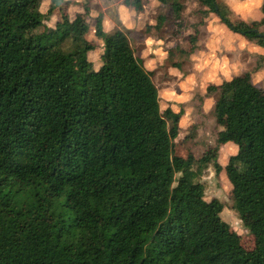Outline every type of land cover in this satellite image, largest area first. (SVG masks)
Wrapping results in <instances>:
<instances>
[{"label": "trees", "instance_id": "obj_1", "mask_svg": "<svg viewBox=\"0 0 264 264\" xmlns=\"http://www.w3.org/2000/svg\"><path fill=\"white\" fill-rule=\"evenodd\" d=\"M157 1L166 12L154 27L172 16L180 32L185 3ZM197 1L203 18L216 13L264 47V32L256 30L264 16L232 22L222 0ZM42 2L0 0V264H264V226L246 249L222 217L224 203L206 198L201 176L210 165L223 169L218 146L200 157L190 150L176 167L183 111L162 110L152 72L125 30L108 34L98 15L102 64L89 62L72 93L70 52L94 47L87 22L53 46L46 30L15 46L19 31L42 25ZM197 35L190 36L192 51ZM209 91L218 93L216 119L232 123L248 143L225 166L233 207H248L264 222V88L245 71Z\"/></svg>", "mask_w": 264, "mask_h": 264}, {"label": "rangeland", "instance_id": "obj_2", "mask_svg": "<svg viewBox=\"0 0 264 264\" xmlns=\"http://www.w3.org/2000/svg\"><path fill=\"white\" fill-rule=\"evenodd\" d=\"M182 1L185 3L182 12L184 26L179 32L177 26L171 23L172 16L160 29L154 27L158 14L166 12L157 0H142L141 5L136 3L133 6H128L125 0H63L59 5L55 4V0H43L37 11L43 20L42 25L19 31L15 46L25 45L27 35L45 30L50 36L48 45L53 46L64 32H71L87 22V42L94 47L88 52L81 49L70 52L72 67L66 90L72 93L83 83L89 71V62L95 69L102 64L103 40L96 35L98 15H102L108 34L117 28L125 30L137 57L152 72L162 110L171 107L174 111H183L173 155L176 167L181 169L190 150L200 157L209 147L218 146V162L223 169L217 173L214 165H210L201 176L206 198L217 197L224 203L222 217L240 236L244 247L252 249L255 233L263 228L264 222L248 207H244L242 213L233 207L232 185L225 170L231 155L248 152V143L238 140L232 123L216 119L218 93L209 91V86L226 78V74L250 71L254 75L253 81L264 88V61L256 69L259 57L264 54L252 51L250 45H260L243 33L232 30L218 14L210 13L203 18L197 0ZM222 1L229 6L232 22L262 20L263 6H257L261 0ZM196 30V48L192 51L190 36L195 35ZM256 30L264 32V23H260ZM65 46L69 47V44Z\"/></svg>", "mask_w": 264, "mask_h": 264}, {"label": "crops", "instance_id": "obj_3", "mask_svg": "<svg viewBox=\"0 0 264 264\" xmlns=\"http://www.w3.org/2000/svg\"><path fill=\"white\" fill-rule=\"evenodd\" d=\"M260 3V4H259ZM264 5V0H261V2L259 1L258 2V7H261V6H263ZM264 14V13H263ZM262 16H264V15H262ZM104 26V25H103ZM105 29V28H104ZM106 31V30H105ZM250 46H252V51H256L257 53H259V54H264V48H262V47H260V46H257V45H250ZM235 63H237V61H236V59H235ZM232 64H230V66H231ZM236 65V64H235ZM234 65V66H235ZM236 69V68H235ZM232 71H234V69L232 70ZM245 72V71H244ZM241 73H243V72H238V73H236V72H234V73H232L231 75H229V74H226L227 76H225L226 78H222L220 81H217L216 79V84H220V83H222L224 80H229V79H231L233 76H235V75H238V74H241ZM252 77L254 78V75H252ZM255 83V82H254Z\"/></svg>", "mask_w": 264, "mask_h": 264}]
</instances>
